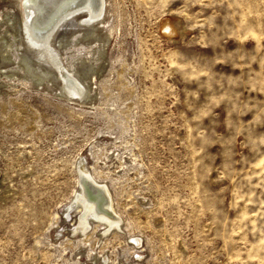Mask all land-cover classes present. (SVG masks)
I'll return each mask as SVG.
<instances>
[{
	"label": "rangeland",
	"instance_id": "obj_1",
	"mask_svg": "<svg viewBox=\"0 0 264 264\" xmlns=\"http://www.w3.org/2000/svg\"><path fill=\"white\" fill-rule=\"evenodd\" d=\"M22 3L0 0V51L28 52ZM85 19L53 44L88 98L0 52V264H264V0H106L96 34ZM81 164L120 220L106 234L78 231Z\"/></svg>",
	"mask_w": 264,
	"mask_h": 264
},
{
	"label": "bare ground",
	"instance_id": "obj_2",
	"mask_svg": "<svg viewBox=\"0 0 264 264\" xmlns=\"http://www.w3.org/2000/svg\"><path fill=\"white\" fill-rule=\"evenodd\" d=\"M23 6V19L21 18L23 22L20 23V30L21 35H24V45L28 52L19 49V41L10 44V41L4 42L3 37L0 51L2 60L9 62L12 59L10 53H19L17 63L39 82L50 81L54 76V72L47 67L44 68L42 64L60 72L66 71L65 76L62 74L56 76L57 79L60 77L62 80V93L69 98H88V89L82 87L78 72L75 69L66 70L61 66L60 55L53 44V38L62 23L83 13L86 14L87 19L80 23L91 28L92 34H96L95 28L101 22L106 10V0H29L27 5ZM160 31L167 37L174 38L177 34V29L169 18L162 21ZM59 44L68 45V39L64 38L63 41H59ZM32 57L38 65L34 63ZM7 73L0 72V79ZM7 77H16V73L8 74ZM79 173L80 191L70 205V208L80 207L82 211L79 216L78 231L86 233L93 221L107 227L105 234L114 227H119L120 220L116 217L117 215L115 216L117 213H113L108 189L99 182L96 183L97 181L90 176L84 164L80 165Z\"/></svg>",
	"mask_w": 264,
	"mask_h": 264
},
{
	"label": "snow or ice",
	"instance_id": "obj_3",
	"mask_svg": "<svg viewBox=\"0 0 264 264\" xmlns=\"http://www.w3.org/2000/svg\"><path fill=\"white\" fill-rule=\"evenodd\" d=\"M28 2H29V0H23V3H24L25 5H27Z\"/></svg>",
	"mask_w": 264,
	"mask_h": 264
}]
</instances>
